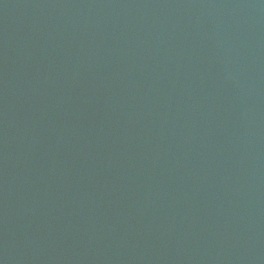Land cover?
<instances>
[{
	"label": "water",
	"instance_id": "obj_1",
	"mask_svg": "<svg viewBox=\"0 0 264 264\" xmlns=\"http://www.w3.org/2000/svg\"><path fill=\"white\" fill-rule=\"evenodd\" d=\"M0 264H264V0H0Z\"/></svg>",
	"mask_w": 264,
	"mask_h": 264
}]
</instances>
